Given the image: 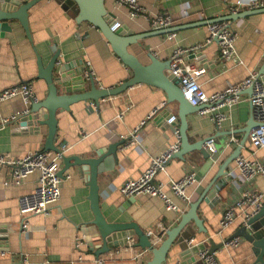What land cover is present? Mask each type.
<instances>
[{"label": "crops", "instance_id": "1", "mask_svg": "<svg viewBox=\"0 0 264 264\" xmlns=\"http://www.w3.org/2000/svg\"><path fill=\"white\" fill-rule=\"evenodd\" d=\"M137 1L147 18L132 19L116 0H104L106 11L115 17L126 33L132 35L151 32L148 18L161 15L169 16L172 27H176L262 10L236 5L249 0ZM10 25L12 31L0 38V91L29 83L37 101L46 97L47 86L36 78L32 47L40 55L43 66L48 64L53 51L59 52V63L69 65L70 72L85 69V63L89 62L96 86L101 89L116 88L132 76L97 29L75 21V9L69 1L44 0L28 11L32 44L18 23L11 22ZM229 25L236 35V56L228 61L220 59L215 43L191 50L207 38V26L179 31L172 40H168L166 35L146 38L130 46L128 51L143 65L149 64L148 53L160 61H169L176 50L187 51L184 60L203 70L197 82L206 95H211L243 82L252 73L259 74L264 67V13H253L230 21ZM89 89L86 82L85 91ZM165 101V94L159 89L138 84L118 96L100 100L96 108L89 102L73 104L68 112L57 111L54 139L55 146L65 143L64 156L80 159L96 158L95 153L125 141L118 147L116 159L108 156L97 167L100 211L108 223H136L151 245L156 247L165 238L166 231L175 227L190 205L210 188L221 163L238 146L251 119L248 90L241 94L240 101L232 108L220 110L224 120L219 125L210 116L199 113L186 117L189 142L212 137L216 153L208 159L199 152H192L183 162L170 160L165 171L157 175L156 182L163 185L166 195L178 208V212L167 211L159 198L147 195L125 198L119 192L123 183L139 178L148 169L152 158L178 141L176 132L179 125L174 127L170 124L172 118L168 119L169 114L162 116L167 110L177 119V104L167 105ZM23 109L24 105L18 98L0 102V156L5 161L44 151L45 126L36 133L31 132L30 126H22L20 118L1 124L3 119H9ZM148 116L151 118L147 119ZM135 130L136 141L131 138ZM247 142L248 138L240 156L246 160L262 159L264 149L254 151ZM189 171L193 172L194 181L185 190L188 202H183L169 193L167 185L172 180H180ZM237 173L233 162L228 167V174L236 178L218 194L220 202L210 207L202 201L198 208V217L202 219L207 234H198L194 223H189L188 227L195 236L188 243L184 238L172 245L164 264H191L193 254L185 255V245L189 247L188 251L201 246L208 249V239L215 244L229 239L242 225V217L252 215V208H236L237 218L233 225L222 230L219 227L223 212L236 205L242 192L264 195V176L244 184L238 180ZM9 176L10 168L0 169V264H147L150 260L149 252L133 248L137 238L123 233L116 239L121 243L119 246L98 258L95 256L100 240L93 238L95 231L88 200L87 173L80 174L77 168L67 170L60 184L58 203L48 208L46 216H30L24 232L20 230L18 199L34 190L38 174L28 176L20 186L9 183ZM184 236L183 231L180 238ZM248 255L250 245L243 241L233 249L224 247L216 251L214 258L217 264H247ZM198 256L193 255L199 260Z\"/></svg>", "mask_w": 264, "mask_h": 264}, {"label": "water", "instance_id": "2", "mask_svg": "<svg viewBox=\"0 0 264 264\" xmlns=\"http://www.w3.org/2000/svg\"><path fill=\"white\" fill-rule=\"evenodd\" d=\"M44 0H0V38H3L5 33H10L12 27L11 22H16L23 29L25 36L30 44H32V37L28 27V11L38 2ZM63 3L69 1L75 9V21L78 24L86 23L89 26L97 29L105 41L109 44L114 55L121 61V63L131 71V78L122 83L120 86L113 89H101L96 86L94 78L86 80L83 77L84 69L73 72L69 65L59 63V52L53 51L52 57L46 66H43L42 60L34 47L32 51L36 59L37 79L43 80L47 86V95L42 101L31 103L26 114L20 117L22 126H30L31 132H39V128L45 126L47 128V137L44 143L45 152L57 153L62 159V169L59 173L60 178L70 168H77L80 174L87 173L88 175V200L90 202V209L93 215L92 226L94 227L95 236L100 240V247L95 252V256L108 253L114 246H119L120 242L116 239L120 234H128L129 237H136L137 243L133 248H137L143 252L150 253V260L147 264H164L167 254L176 243L182 240H190L195 236V232L188 227L189 223H194L198 234H207L203 227V221L198 217V208L202 201L209 206L216 205L220 202L218 194L229 185L228 167L240 155L243 146L248 138L249 132L258 127V124L251 118L246 125L243 133L244 136L238 146L233 152L221 163L215 178L210 188L202 195L196 202L192 203L188 211L181 216L179 223L169 229L165 233V238L156 247L151 245L149 239L146 237L143 230L134 222L130 223H108L103 217L99 207V188L97 184L98 165L108 156H113L116 159V151L119 146L125 143L121 140L117 143L109 145L105 150L95 153L96 158L80 159L79 157H66L63 154L65 143L57 146L54 145V139L57 132V111L68 112L69 107L79 102L93 103L95 106L99 104L100 100L115 97L124 93L127 89L138 85L145 84L150 87L159 89L165 94L166 104H177V119L167 110H164L162 116L170 115V124L174 127L178 124L179 134V150L172 155L171 160L177 159L185 161L186 156L192 152H199L203 158L208 159L209 154L204 149L207 142L213 141V138L201 139L195 143H190L187 136V122L186 117L191 114H196L202 110L203 106L193 107L187 100L184 99L182 91L177 86V81L169 74V61H160L153 54L148 53L147 58L149 64L143 65L134 55H132L128 48L137 44L139 41L150 38L163 36L170 33H177L179 31L191 28H198L207 26L208 24L220 21H235L244 18L253 13H264V9L259 11L244 12L240 14H233L230 16L203 21L198 23L186 24L182 26L171 27L165 30H157L149 33L132 35L126 33L123 27H120L115 21V17L108 13L104 7V0H55ZM264 67L260 71L263 74ZM86 82L89 83L90 89L85 91ZM248 90V96L251 90ZM175 118V119H174ZM211 197V199H209ZM183 231L185 236H182ZM238 238V244L243 241L250 245V256L247 264H264V202L261 208L254 213L244 224L238 227L236 232L229 239L215 244L211 239H208V249L204 246L196 247L190 251L187 245L185 248V255H194L207 250L209 255L225 247V244ZM186 241V242H187ZM126 241H122L124 244ZM190 259L191 264H203L197 257ZM246 259V258H245Z\"/></svg>", "mask_w": 264, "mask_h": 264}, {"label": "built area", "instance_id": "3", "mask_svg": "<svg viewBox=\"0 0 264 264\" xmlns=\"http://www.w3.org/2000/svg\"><path fill=\"white\" fill-rule=\"evenodd\" d=\"M165 1V0H164ZM124 7L132 19L146 17L144 9L137 0H116ZM239 7H247L250 10L264 9V0H249L246 3H237ZM150 31L165 30L172 27L169 16L161 15L155 18H148ZM208 35L202 44L195 46L191 50L201 48L202 45L215 43L217 45L220 59L228 61L236 56L235 51V32L230 27L229 22L220 21L207 25ZM168 40L175 38V33L166 34ZM185 50H176L169 60V74L177 81V86L182 91L183 97L193 107L203 106L198 113L201 116H210L217 125L224 120L222 109L232 108L241 98V94L247 89L251 90L249 104L251 107V118L258 124L248 134L250 147L254 151L264 149V72L259 75L252 73L243 82L228 86L220 92L206 95L198 84V78L203 74V70L188 64L184 60ZM83 77L86 80L93 78V72L89 62L85 63ZM18 98L24 105L23 111L14 113L9 119H3L2 125L11 121H16L29 110L31 103H36V96L29 83H22L0 91V102ZM92 106L94 105L91 103ZM96 108L97 106L94 105ZM156 110L154 111V114ZM148 116L147 119H150ZM135 130L132 133V140L136 141ZM178 141L175 145L169 146L162 154L152 158L148 169L136 180L123 183L119 189L120 194L125 198H134L139 195H147L159 198L164 202L167 211L178 212V208L173 205L170 198L166 195L161 183L156 182L159 173L164 172L173 154L179 150V134L176 132ZM233 141V140H232ZM205 150L209 156L216 153L213 141L205 144ZM61 156L53 152L36 151L25 155L20 159L5 161L0 156V169L10 168L9 183L20 186L30 175L37 173L38 179L34 190L18 199V211L20 216V230L24 232L28 227L30 216H46L48 208L60 199V184L62 178L59 173L62 169ZM238 171L237 178L242 183H250L258 176H264V157L262 159L246 160L239 156L235 161ZM192 171L186 173L178 181H170L167 185L168 191L173 196L183 202H188L185 195L186 188L194 181ZM229 181H235V175H229ZM5 184V183H4ZM6 185V184H5ZM264 202V195L258 192H242L239 201L234 206L225 209L219 222L220 229H225L233 225L237 218L236 208H252L256 213ZM245 215L242 221L244 224L251 216ZM191 241L188 240L187 243ZM208 241V240H207ZM239 239L234 238L225 244L230 249L238 245ZM147 252V251H145ZM199 260L203 264H217L214 254L209 255L207 250L198 254ZM25 261V260H24Z\"/></svg>", "mask_w": 264, "mask_h": 264}, {"label": "trees", "instance_id": "4", "mask_svg": "<svg viewBox=\"0 0 264 264\" xmlns=\"http://www.w3.org/2000/svg\"><path fill=\"white\" fill-rule=\"evenodd\" d=\"M249 144V141L247 142ZM250 145V144H249Z\"/></svg>", "mask_w": 264, "mask_h": 264}]
</instances>
